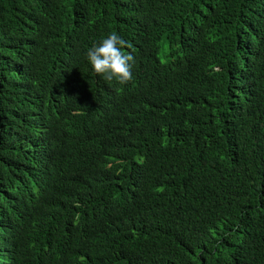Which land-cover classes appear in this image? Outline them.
Returning a JSON list of instances; mask_svg holds the SVG:
<instances>
[{
    "label": "trees",
    "instance_id": "16d2710c",
    "mask_svg": "<svg viewBox=\"0 0 264 264\" xmlns=\"http://www.w3.org/2000/svg\"><path fill=\"white\" fill-rule=\"evenodd\" d=\"M0 264H264V0H0Z\"/></svg>",
    "mask_w": 264,
    "mask_h": 264
},
{
    "label": "clouds",
    "instance_id": "9594fccd",
    "mask_svg": "<svg viewBox=\"0 0 264 264\" xmlns=\"http://www.w3.org/2000/svg\"><path fill=\"white\" fill-rule=\"evenodd\" d=\"M125 47L131 48L125 39L113 32L98 43H94L86 53V58L93 71L106 81L116 79L121 84L133 78L132 67L135 57L131 52H124Z\"/></svg>",
    "mask_w": 264,
    "mask_h": 264
}]
</instances>
